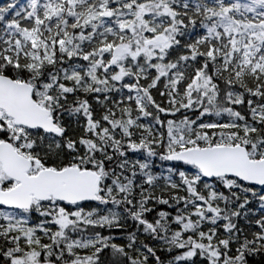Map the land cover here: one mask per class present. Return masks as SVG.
Masks as SVG:
<instances>
[{
	"label": "snow or ice",
	"instance_id": "6c2138e0",
	"mask_svg": "<svg viewBox=\"0 0 264 264\" xmlns=\"http://www.w3.org/2000/svg\"><path fill=\"white\" fill-rule=\"evenodd\" d=\"M0 264H264V0L0 6Z\"/></svg>",
	"mask_w": 264,
	"mask_h": 264
},
{
	"label": "rangeland",
	"instance_id": "374dc122",
	"mask_svg": "<svg viewBox=\"0 0 264 264\" xmlns=\"http://www.w3.org/2000/svg\"><path fill=\"white\" fill-rule=\"evenodd\" d=\"M7 2H10V0H0V6ZM18 3H27V0H18Z\"/></svg>",
	"mask_w": 264,
	"mask_h": 264
}]
</instances>
